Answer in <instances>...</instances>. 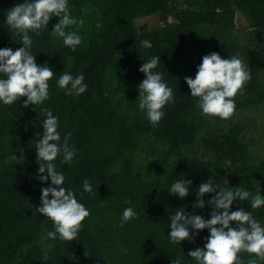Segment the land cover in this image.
I'll use <instances>...</instances> for the list:
<instances>
[{
    "label": "trees",
    "instance_id": "16d2710c",
    "mask_svg": "<svg viewBox=\"0 0 264 264\" xmlns=\"http://www.w3.org/2000/svg\"><path fill=\"white\" fill-rule=\"evenodd\" d=\"M22 2L0 0V47L22 46L5 23L8 9ZM69 7L83 20L69 26L82 37L75 51L49 35L57 17L50 19L49 30L30 33L36 62H47L56 72L49 98L36 106H24L26 97L0 104V264H170L177 256L181 264H195L188 251L203 246L208 229L174 245L167 236L168 216L184 207L207 219L211 206L193 209L195 192L180 199L166 191L171 183L188 178L198 186L211 177L221 187L264 195V155L254 157L245 135L248 114L264 107V0H69ZM236 8L247 15L250 30L237 26ZM158 12L161 26L136 25V17ZM143 39L152 47L142 48ZM213 51L223 58L238 55L251 73L227 119L202 115L184 79L194 77L202 57ZM152 55L161 56L157 70L174 91V102L164 106L155 126L139 109L137 90L144 78L138 69ZM60 71L83 73L86 92L73 96L58 88ZM45 106L58 117L62 139L67 136L77 150L68 165L57 158L65 186L90 213L71 242L47 238L53 222L34 210L42 187L34 147ZM138 152L171 159L165 177L150 180L137 171ZM86 178L93 193L82 188ZM213 195L205 194V201ZM128 206L138 215L121 227ZM239 207L264 223V206L252 209L249 199H237L230 210ZM237 255L247 264L255 254Z\"/></svg>",
    "mask_w": 264,
    "mask_h": 264
},
{
    "label": "clouds",
    "instance_id": "9594fccd",
    "mask_svg": "<svg viewBox=\"0 0 264 264\" xmlns=\"http://www.w3.org/2000/svg\"><path fill=\"white\" fill-rule=\"evenodd\" d=\"M52 17L58 22L49 30ZM6 25L20 36L21 47L13 50L0 47V104L9 105L22 100L24 106L43 105L49 98V81L54 76L53 67L47 62L38 64L36 55L32 54V36L48 29L49 35L60 39L62 44L75 51L81 44L82 37L69 26L83 24V20L75 18L69 7V0H23L8 9ZM99 26V25H98ZM142 48H151L149 39L140 41ZM161 61L160 55H152L143 60L139 71L144 78L137 85L139 109L148 121L155 126L164 117L165 105L174 102V91L164 79V74L157 70ZM195 76H186L185 82L190 89V96L196 98L197 107L202 115L229 118L235 110L234 97L242 91L244 84L251 79L248 64L238 55L223 58L218 52L205 54L201 63L196 66ZM55 80L56 86L67 95L79 96L86 92L88 85L84 82L83 73L73 75L70 71H60ZM43 119L40 120L42 133L35 142L38 169L36 179L40 189V204L35 213L44 215L53 222V230L46 233L50 239L73 241L77 238L82 221L89 216V209L77 199L76 191L65 186V172L57 165L59 162L70 164L76 156V148L69 144L67 136H61L58 117L48 107L41 109ZM50 181V183H49ZM47 184V186H43ZM84 192L93 193V185L84 179ZM169 194L184 199L195 192L193 209L211 206L209 217L192 214L184 207L177 208L168 216L170 232L169 242L181 245L185 240H195L199 232L208 229L209 235L204 237L202 247L189 249L187 257L195 264H243L238 253L250 254L247 264H260L264 261V223L256 219L245 207L230 210L237 199L250 200V207L258 209L264 206V195L253 193L246 188L221 187L214 184L211 177L198 186L188 178H178L166 190ZM214 195L205 201V194ZM131 204L130 201H128ZM138 213L133 206L124 208L120 218V226L135 218ZM170 264H181L180 257H174Z\"/></svg>",
    "mask_w": 264,
    "mask_h": 264
},
{
    "label": "rangeland",
    "instance_id": "374dc122",
    "mask_svg": "<svg viewBox=\"0 0 264 264\" xmlns=\"http://www.w3.org/2000/svg\"><path fill=\"white\" fill-rule=\"evenodd\" d=\"M171 19L173 20L172 17ZM135 23L138 26L146 24L150 28H157L162 25V14L158 12L152 15L139 16L135 18ZM236 23L240 29H251L247 15L239 8H236ZM261 52L264 53V44H262ZM248 115L245 122V135L251 144L254 157L260 158L264 155V107ZM170 161L171 159L165 158L163 154L148 155L144 152H138L134 157L135 169L150 180L164 178Z\"/></svg>",
    "mask_w": 264,
    "mask_h": 264
}]
</instances>
